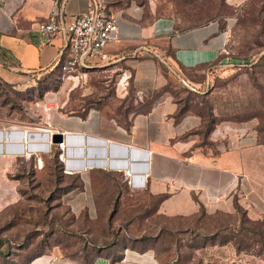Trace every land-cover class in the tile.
<instances>
[{
    "label": "rangeland",
    "instance_id": "374dc122",
    "mask_svg": "<svg viewBox=\"0 0 264 264\" xmlns=\"http://www.w3.org/2000/svg\"><path fill=\"white\" fill-rule=\"evenodd\" d=\"M134 1L147 4L145 0ZM152 2L157 6V16L178 22L176 30L218 19L229 26L231 35L226 54L208 73L192 70L170 82L167 89L179 104L176 116L190 113L200 117L204 132L211 129L207 141L214 146L221 140L214 142L212 133L229 126L231 131H226L221 141L222 151L231 146L229 137L234 132L242 145L249 144L246 139H251L264 148V0L240 10L228 6L225 0ZM77 75L80 84L64 93L67 82ZM116 83L107 69L73 73L61 66L30 77L19 86L0 78V130L37 132L29 127L43 121L46 98L55 94L68 101L64 109L59 108L64 113L90 108L107 117L122 114L132 109L135 94H117ZM47 105L46 108L56 107L49 102ZM11 149L16 150L17 144ZM33 152L28 156L0 153V264H30L42 256H56L70 264H90L95 250L114 242L102 255L116 256L124 245L135 243L133 240H138L134 251L149 253L152 259L129 264H264V245L257 242L256 233L244 232L240 238L236 235L243 242L239 253L232 241H222L223 234L212 241L202 235L212 234L220 226H228L235 233L241 226V213L250 221H258L256 226L246 223L245 228L260 231L264 214L251 220L240 205L239 212L235 208L230 213L218 214L205 210L198 228L183 218L158 215L157 199L150 197L144 187H133L131 180L125 179L124 171L108 168L93 169L94 204L89 210L74 213L68 195L82 188H77L78 174L67 173V168L76 167L77 161L70 159L66 168L56 161L57 151L52 147L50 157L39 166L40 153ZM261 166L264 167V161ZM227 236L234 237L230 233ZM142 238L149 240L139 242Z\"/></svg>",
    "mask_w": 264,
    "mask_h": 264
},
{
    "label": "crops",
    "instance_id": "0c3cea01",
    "mask_svg": "<svg viewBox=\"0 0 264 264\" xmlns=\"http://www.w3.org/2000/svg\"><path fill=\"white\" fill-rule=\"evenodd\" d=\"M91 1L58 0V6L67 21L83 13ZM256 1L225 0V3L240 10L255 5ZM53 2L0 0V78L6 83L19 86L30 77L66 66L68 57L62 50L61 41L43 45V37L38 32V24L47 19ZM104 2L108 14L118 20L117 40L106 49L108 62L90 64L83 72L107 69L116 82L122 73L129 74L128 83L136 103L150 102V110L146 114H132L129 129H124L115 119L96 109H89L83 117L61 112L68 101L55 94L46 100L56 107L46 108L45 103L43 121L29 127L37 131L35 142L46 141L51 133L67 134L71 160L77 159L81 150L84 155L86 150L94 155L98 153L99 147L87 145L86 138L146 151L149 167L143 187L151 197L168 195L158 205V215L187 218L197 214L200 206L212 214L230 213L234 210L235 198L251 220L258 219L264 214V167L261 166L264 148L253 144L251 139H246L249 144L242 145L235 132L230 134L231 146L226 151L210 144L200 117L190 113L176 116L179 104L167 89L170 82L189 75L192 70L208 73L214 67L226 54L231 38L229 26L213 19L176 30L178 22L157 16V6L152 0H145L147 4H137L134 0ZM80 79V75L70 78L63 92L76 89ZM59 103L60 107H57ZM38 107L41 108V104ZM80 135L85 139L84 144L77 138ZM49 157V154H39L37 164L40 166ZM93 169L77 173L82 189L68 195L74 213L89 210L94 204ZM125 176L133 187L142 188L134 183L133 176L126 173ZM53 257L56 256H42L30 264H70L57 257L52 261ZM142 259L150 261L152 257L149 253L142 255L126 247L122 261L116 264L138 263ZM93 264L111 262L101 256Z\"/></svg>",
    "mask_w": 264,
    "mask_h": 264
},
{
    "label": "built area",
    "instance_id": "2783aa9c",
    "mask_svg": "<svg viewBox=\"0 0 264 264\" xmlns=\"http://www.w3.org/2000/svg\"><path fill=\"white\" fill-rule=\"evenodd\" d=\"M53 1L54 7L47 19L38 24V32L43 37V45H49L54 40L61 41L62 50L68 57L67 64L63 69L67 72H83L92 62H108L109 57L106 49L117 40L118 20L108 14L104 0H92L83 13L70 17L67 21L64 19L62 9L58 6V0ZM129 79V74L122 73V77L116 84L117 94L124 95L126 93ZM225 127L217 128L212 133L211 137L214 142L222 141L225 137ZM53 134L51 133L46 141L42 139L41 142H34L40 147L35 152L49 154L53 147L59 151L58 158L66 167L67 160H70L67 140L52 144ZM221 141L220 148H223ZM30 154L28 153V155ZM67 173L75 174L77 171L72 168ZM56 260V257L52 258V261Z\"/></svg>",
    "mask_w": 264,
    "mask_h": 264
},
{
    "label": "trees",
    "instance_id": "16d2710c",
    "mask_svg": "<svg viewBox=\"0 0 264 264\" xmlns=\"http://www.w3.org/2000/svg\"><path fill=\"white\" fill-rule=\"evenodd\" d=\"M62 67V66H61ZM117 84V83H116ZM116 84H115V88H116ZM127 94L129 92H133V90L130 88V85L128 83V87H127ZM150 107H151V103L150 102H143V103H136V98L134 96V99H133V107L132 109L130 108L129 111L126 110L125 112H123L122 114H119L117 113L114 117H111L113 119H115L124 129H129L130 127V120H129V117L133 114H146L149 112L150 110ZM90 108H83L81 112L75 110L73 111L72 113L70 114H75V115H79L81 117H83L87 111L89 110ZM97 110V109H96ZM131 110V111H130ZM129 116V117H128ZM211 131L210 128H206V131L205 133L206 134H209V132ZM58 155H59V151H57V154L55 155V158L57 159L56 161H58V163L60 162V164H63L59 158H58ZM78 177V176H77ZM79 179V177H78ZM79 186H77L78 189H81L82 188V183H81V180L79 179ZM151 197V196H150ZM168 195H161V196H158V197H153L154 199H157V208H158V205L160 203H162L165 199H167ZM234 208L236 209L237 212L241 211V209L239 208V205L237 204V202L235 201L234 202ZM205 215H206V212L204 210V208L202 206H200V210L197 214L191 216V217H178V218H183V219H186V221H190L192 222V224H194L196 227L199 228L202 220H204L205 218ZM248 223V224H251V225H254L256 226L258 224V221H250L249 219L246 218V215L241 213L240 214V220H239V224L241 225L239 230H236L235 233L231 231V229H229L228 226H220L219 228L215 229V232L212 233V234H202L204 238H207V237H211L210 241L214 240L215 238H220L221 235H222V241L223 242H233L234 244V247L236 249V251L239 253L240 251L243 250V247H242V244L243 242L241 241V239H237L236 235H238V237L240 238L241 235L244 233V232H247L248 234H254L256 233V235L258 236V240L257 242L260 244V245H264V225L263 227H261V230L259 231V229H255V230H252L250 228H245L244 225ZM262 226V224H260ZM218 226V225H217ZM197 231L199 232L198 234L201 235V231H199V229H197ZM227 233H230L231 236L233 237L232 239H228L227 237ZM115 235H118L117 232H115ZM245 235V234H244ZM243 235V236H244ZM226 236V238H224ZM250 236V235H249ZM224 238V240H223ZM143 240H140L139 242H143L144 239L146 241H148L149 239L148 238H142ZM228 239V240H227ZM135 243H138V240L136 242V240H133ZM135 243H132L130 246L129 245H124L122 247V250H124L126 247H130L131 249L134 250V246L136 245ZM114 245V242L113 243H110L109 245L107 246H104V247H101L97 250L94 251L93 253V259L91 260L90 264H92L94 262V260L98 257H101L103 256L102 253L104 251V249H107V248H110ZM103 257H106L107 259L110 260L111 264H116V263H119L122 261L123 259V251L119 254H117L116 256H110V255H104Z\"/></svg>",
    "mask_w": 264,
    "mask_h": 264
},
{
    "label": "water",
    "instance_id": "95a60500",
    "mask_svg": "<svg viewBox=\"0 0 264 264\" xmlns=\"http://www.w3.org/2000/svg\"><path fill=\"white\" fill-rule=\"evenodd\" d=\"M37 134L31 132L30 137L36 136ZM69 136L67 134L58 132L56 134H53L51 137V143L52 144H57L62 142V140H67L68 144V139ZM78 140L80 141L81 144H84V137L83 136H78ZM31 139H29V142ZM86 144L87 145H97L98 148V153L97 154H91L89 150H86V155H84L83 150H81V153L79 154L78 158L80 159V163L82 164L79 168L76 169L77 173L83 172L87 169H92V168H108L110 170H125L128 168V162L129 167H130V172L132 171L131 168H138V172L141 173L142 176V181L143 183L145 182V174L148 171V153L143 150H138L133 147L121 145V144H116L113 142H107L101 139H94V138H86ZM1 149V146H0ZM25 151V144H20V146L17 147L16 150L10 149L9 151L5 150V153L8 154L9 152L11 153H23ZM0 153H3L2 149L0 150ZM84 158L90 159V160H95L97 161L98 159H102V161H106L107 159L111 162H109V165L107 166L106 163L104 164H96L94 163H87L86 166L83 165ZM123 161L124 166H121L118 161ZM141 186H144L141 185Z\"/></svg>",
    "mask_w": 264,
    "mask_h": 264
},
{
    "label": "bare ground",
    "instance_id": "6f19581e",
    "mask_svg": "<svg viewBox=\"0 0 264 264\" xmlns=\"http://www.w3.org/2000/svg\"><path fill=\"white\" fill-rule=\"evenodd\" d=\"M226 131H230L231 128L229 126L225 127ZM32 131H28V130H21V129H17V128H13V129H9V130H5V131H1L0 130V145H1V149L3 152H5V150L9 151L11 149V146L15 143L17 144V147L20 146V144H25V151L22 154H25V156H28V153L32 152V151H37L39 150V146L34 143L33 141L37 139V135L36 136H32L30 137ZM33 133L37 134V132ZM29 139H31V141L29 142ZM3 146V148H2ZM0 149V150H1ZM11 152H9L8 154H10ZM5 154V153H4ZM21 153H19L18 155H22ZM77 161L76 167H74L75 169L79 168L82 164L80 163V159L77 158L75 159ZM69 161V160H67ZM83 165L86 166L87 163H96V164H104L106 163L107 166L109 165V161L108 159L106 161H102V159H98L97 161H93L90 159H86L84 158ZM68 164H70L69 162H67ZM117 163H119L121 166H124L123 161H118ZM129 163L128 162V168L123 170L126 174L133 176L134 178V183L135 184H139V187H143L141 185H143V181H142V176L141 173L138 172V168H131V172H130V167H129ZM70 166V165H69ZM67 168V167H66ZM68 170L72 169V166H70V168H67Z\"/></svg>",
    "mask_w": 264,
    "mask_h": 264
}]
</instances>
